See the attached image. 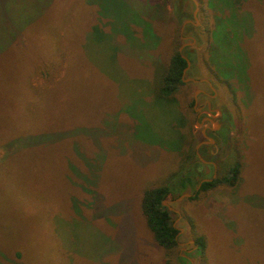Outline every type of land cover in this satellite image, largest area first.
Returning a JSON list of instances; mask_svg holds the SVG:
<instances>
[{
    "label": "rangeland",
    "instance_id": "rangeland-1",
    "mask_svg": "<svg viewBox=\"0 0 264 264\" xmlns=\"http://www.w3.org/2000/svg\"><path fill=\"white\" fill-rule=\"evenodd\" d=\"M196 1L198 22L192 0H0V26L24 52L0 55V264H264V0ZM215 16L240 37L246 84L235 58L217 65L233 72L227 79L208 61L211 37L221 36ZM43 43L50 53L35 56ZM181 47L190 63L182 79L200 81L162 98L160 80ZM25 69L38 91L66 81L42 105L56 131L30 123L36 98L21 82ZM211 89L204 126L200 95ZM65 131L59 142L48 135ZM235 161V186L194 192ZM186 172L194 187L180 191ZM164 184L177 211L168 210L172 251L156 244L141 210L143 192Z\"/></svg>",
    "mask_w": 264,
    "mask_h": 264
},
{
    "label": "trees",
    "instance_id": "trees-1",
    "mask_svg": "<svg viewBox=\"0 0 264 264\" xmlns=\"http://www.w3.org/2000/svg\"><path fill=\"white\" fill-rule=\"evenodd\" d=\"M190 26V25H189ZM187 26V27H189ZM227 26V22L223 21L222 18L220 16H215L214 17V29H213V34L216 33V30L219 31V34H221V36L217 37L216 40L214 41L213 37L212 38V42L215 43L216 46L214 45H210L209 47V51H208V61L210 63L211 66H213L216 69L217 74L224 79H227L228 77H230V75L233 73L231 70L228 72H225L226 69H221V68H217V65L222 64L220 63V61H224L223 63V67L225 68L226 65L232 61L233 58H235V62H236V66L233 67V70H237L239 71L240 75L235 74V77L237 78L238 82H242L244 84L247 83L248 80V73H247V69L245 64V60L241 54V51L239 48H241L240 42H239V38L232 35V34H225L224 30ZM9 30H7L6 28V24L2 23L1 21V26H0V55L1 53L7 49L8 53H11L12 51H16L20 56H22L21 54L24 53L23 49H19L16 48L18 50H13L12 46H13V41L14 39H12L13 37L9 35ZM46 41V40H45ZM44 41V43H45ZM43 44H38L37 45V51L35 56H41V58H43L45 55L49 54L48 50H43L42 51V46ZM48 44V41L47 43ZM45 44V45H46ZM222 48V49H221ZM234 48V49H232ZM3 49V50H1ZM188 49V48H187ZM235 50V52L232 55H228L229 50ZM26 52V49H24ZM42 52L43 54H45L44 56H42ZM52 53V52H51ZM228 56H230V58H228ZM44 62V60H43ZM6 67V66H5ZM26 67V66H25ZM186 67V61L183 60L181 58V54L177 51L174 53V55L171 57L170 63L168 65V67L166 68V70L163 72L162 78L160 80V87L158 88V95L161 96L162 98H170L171 96H173V94L178 90L179 86L183 84L182 82V72ZM9 68V67H7ZM27 68V67H26ZM24 71V78L21 79V82L24 83L27 88L26 92L28 94H31L34 98H36L35 101V105L34 107H32V118L30 123L33 126H44L43 131L46 132L48 130V127H50L52 120H50L51 118H49L48 116L43 114V110L42 109V105L43 102H47V103H51V101L54 99L50 93L54 92V93H58V89L60 87L61 84H63L66 81L61 80L59 85H57L55 87L54 90H50V91H45V90H36L35 88H32L31 85L28 84V80L30 76H26V74H30L28 73V70H20L19 74H22ZM45 70L42 72H40V75L42 76H47L46 73H44ZM67 72L70 73H74L71 70V66L68 68ZM247 75V76H246ZM246 76V77H245ZM247 78V80H246ZM67 79V76H66ZM64 79V80H66ZM27 80V81H26ZM68 80V79H67ZM59 83V82H58ZM20 87V86H18ZM30 104L32 105V101L29 100L28 101V105L27 107H30ZM33 106V105H32ZM42 114V115H41ZM66 126V125H64ZM62 127H57L58 131L62 130ZM54 131H56L57 129L51 128ZM68 133L65 131L63 133H58L57 134H48V135H52L53 137H56L54 141L59 142L58 140L60 139V136H65ZM46 135V134H43ZM46 135V136H48ZM54 141H52L51 143H54ZM69 141H64V142H60L63 145H69L68 143ZM44 146H49V143L47 145ZM14 147V146H4V153L1 159L7 160L8 162L10 160L13 159V157H9V152L10 149ZM9 157V158H8ZM8 158V159H7ZM66 161H68V159L65 158ZM70 162V161H69ZM196 164V163H195ZM240 163L238 161H235L232 166L230 167V169L228 170V173L223 176V177H219V178H211V181H207V182H201L200 187L198 188V190H194L195 193H197V191H206L212 188H215L219 185H225V186H229V187H233L236 185V183L238 182L239 179V175H240ZM9 168V167H8ZM7 168V169H8ZM195 169L194 172L196 173L195 176L199 175V173L201 172V168L202 165H199L198 167L194 166ZM187 174V175H186ZM179 178H181V183L179 185V190H184L186 189L188 186H192L194 187V176L193 175H189L187 172L185 174H182V176H180ZM205 179V178H204ZM200 184V183H199ZM173 195V189L171 187V184L169 185H161L159 187L156 188H151V189H147L143 192L142 198H141V210L142 213L145 217L146 220V224L148 229L150 230V232L153 235L154 241L156 242V244L166 250V251H172L173 249H175L177 247V229L173 226V222H172V218L170 215V212L168 211V209L163 206L162 202L164 200H167L168 198H170V196ZM195 243L196 245H198L199 249H204V243H203V238L197 237L195 239Z\"/></svg>",
    "mask_w": 264,
    "mask_h": 264
},
{
    "label": "flooded vegetation",
    "instance_id": "flooded-vegetation-1",
    "mask_svg": "<svg viewBox=\"0 0 264 264\" xmlns=\"http://www.w3.org/2000/svg\"><path fill=\"white\" fill-rule=\"evenodd\" d=\"M186 26V25H185ZM192 26V25H191ZM183 32V31H182ZM182 38V37H181ZM185 39H187V38H189V41H192L191 40V38L192 37H184ZM194 39V38H193ZM187 41V40H186ZM184 44H187V43H185L184 42ZM183 44V45H184ZM185 49H187V47H184ZM180 54H181V58H182V56H184L183 54H182V52H179ZM185 57V56H184ZM186 58V57H185ZM183 59V58H182ZM187 59V58H186ZM184 60V59H183ZM188 60V59H187ZM189 61V60H188ZM186 67H187V63H186ZM185 67V68H186ZM190 67V66H189ZM189 69V68H188ZM193 80H195L196 82H199L200 80L199 79H193ZM192 82V81H191ZM204 84H207L209 87L211 86V84L209 83V81H204L203 82ZM211 88V87H210ZM214 94H215V92L211 89L210 90V92H205V91H201V95L200 96H202V97H204V101L201 103V105H200V108H202L201 109V111H199L198 113H197V115L199 116V117H201V121L203 120V119H206V121H205V124H204V126L207 124V125H211V122L209 121V120H211V121H213V119H212V116L214 115V110L211 108V101L213 100V96H214ZM210 129H205V131H206V133H208L214 140H215V142H218V144H221L222 143V138H220L219 136H218V134H219V132L220 131H215V132H213V131H209ZM213 140V141H214ZM206 141V140H205ZM213 146V145H212ZM215 147V146H214ZM213 147V148H214ZM202 148H209V145H203V147ZM209 153H210V155L212 156L213 154H214V152L212 151V150H210L209 151ZM176 239H177V237H176Z\"/></svg>",
    "mask_w": 264,
    "mask_h": 264
},
{
    "label": "water",
    "instance_id": "water-1",
    "mask_svg": "<svg viewBox=\"0 0 264 264\" xmlns=\"http://www.w3.org/2000/svg\"><path fill=\"white\" fill-rule=\"evenodd\" d=\"M192 1H193L194 4H195V12H194V14H193V20H194V22H198V20H197V18H196V16H195V13H196V10H197L198 2H197L196 0H192ZM186 23L194 24L192 21H186L185 24H186ZM185 24L182 25L181 30H180V33H182ZM191 40H192L191 43H193V42H194V39L191 38ZM184 45L187 46V45H190V44H184ZM184 45H183L182 47H184ZM182 47L179 49V52L182 51ZM182 58H183V59L186 61V63H187V67H186V68L183 70V72H182V78H183V77L185 76V74H186V72H187L189 66H190V63H189V61H188L184 56H182ZM182 81H183V82H184V81H192V82H196V81L193 80V79H188V80H184V79H182ZM202 81H204V80H202ZM205 81H206V80H205ZM209 121L212 123L211 120H209ZM205 138H206V139H209V138L206 137V136H205ZM211 141H212V140H211ZM202 162H203V161H202ZM213 178H214V177H213ZM207 181H211V179H203L201 182H207ZM201 182H200V184L198 185V188L200 187ZM185 196L189 197L188 194H185ZM181 197H182V196H181ZM181 197H180V198H181ZM171 203H172L171 201H167V200H164V201L162 202L163 206H165L168 210H172V211H174V212L176 213L177 211H176V210H173V209L171 208V206H170Z\"/></svg>",
    "mask_w": 264,
    "mask_h": 264
}]
</instances>
